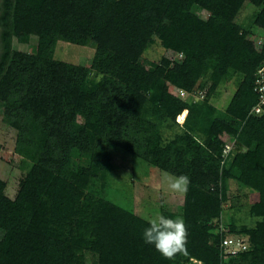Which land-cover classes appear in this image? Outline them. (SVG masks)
Listing matches in <instances>:
<instances>
[{"label":"trees","instance_id":"obj_1","mask_svg":"<svg viewBox=\"0 0 264 264\" xmlns=\"http://www.w3.org/2000/svg\"><path fill=\"white\" fill-rule=\"evenodd\" d=\"M246 1L4 0L0 86L15 24L36 39L37 51L21 53L13 82L22 97L15 151L31 165L14 198L0 177V231L7 235L0 264H89V256L91 264H264V117L250 114L264 45L246 44L249 32L234 21ZM251 2L264 16V0ZM60 40L94 47L91 65L55 60ZM156 40L182 54L177 71L168 57L144 62ZM232 71L243 78L221 110L211 98ZM91 72L100 77L90 80ZM167 83L206 94L183 99ZM167 124L177 127L169 137ZM221 132L236 138L228 168ZM112 148L190 178L181 211L160 212L187 225L186 251L173 260L144 243L149 219L106 198L104 157ZM229 178L259 193L252 205L259 219L234 226L250 248L224 260L215 220Z\"/></svg>","mask_w":264,"mask_h":264},{"label":"rangeland","instance_id":"obj_2","mask_svg":"<svg viewBox=\"0 0 264 264\" xmlns=\"http://www.w3.org/2000/svg\"><path fill=\"white\" fill-rule=\"evenodd\" d=\"M4 0H0V16ZM262 6H257L251 0H247L240 12L234 17V21L245 28L249 34L246 44L249 46L262 47L264 45V16L261 15ZM201 17L208 18L211 14L203 10ZM262 42V44H260ZM14 54L10 69L7 71V78L0 86V177L7 182L6 193L14 198L20 186V181L29 169L31 162L26 161L15 151L18 138L16 127L22 97L13 88L16 65L22 52L37 51V41L28 35L22 26L15 24L13 39ZM2 49V26H0V53ZM95 55V48L92 46L78 45L60 40L56 46L54 59L64 60L77 64L90 66ZM162 57L171 60L170 68L174 71L179 69L182 57L162 46L159 40L149 45L143 54L145 63L158 61ZM100 76L96 72L90 73V80H97ZM243 76L235 71L224 79L218 86V91L214 93V104L219 109H225L228 102L233 98ZM167 90H172L170 83L166 85ZM179 94V89L176 91ZM199 99L197 95L189 98ZM183 114V113H182ZM82 120V118H79ZM183 117L178 116L177 122L182 124ZM182 122V123H181ZM177 127L167 124L164 128L166 136L175 133ZM216 131H218L216 127ZM223 139L228 142L236 141L235 137H229L225 132H221ZM244 153V150L242 151ZM231 154V155H230ZM235 152L228 154L225 161L227 168L231 165ZM104 166L107 175V186L105 196L125 208H128L138 215L152 219L164 208H170L179 212L182 208V196L168 190L166 178L176 177L148 162L136 158L129 153L118 148H112L111 152L104 157ZM227 200L224 202L222 216L216 222H223L231 233L236 234L234 226L238 229L242 226L254 227L259 219L252 212V205L259 202V193L245 185L236 178L228 180ZM180 216V215H178ZM7 235L0 231V238ZM91 257L88 263L91 264Z\"/></svg>","mask_w":264,"mask_h":264},{"label":"clouds","instance_id":"obj_3","mask_svg":"<svg viewBox=\"0 0 264 264\" xmlns=\"http://www.w3.org/2000/svg\"><path fill=\"white\" fill-rule=\"evenodd\" d=\"M166 182L169 191L184 195L188 191L190 178L182 174L166 178ZM142 239L145 244L153 245L165 259L173 260L178 254L186 251L187 225L182 216L168 218L158 214L148 221V227L144 229Z\"/></svg>","mask_w":264,"mask_h":264},{"label":"built area","instance_id":"obj_4","mask_svg":"<svg viewBox=\"0 0 264 264\" xmlns=\"http://www.w3.org/2000/svg\"><path fill=\"white\" fill-rule=\"evenodd\" d=\"M262 44V42H260ZM182 56V54H180ZM253 89L257 94V102L252 107L250 114L258 117H264V59L257 69ZM206 91H202L199 94H190L186 90L179 89V97L188 99L191 95H197L198 98H204ZM234 142L225 144L224 155L228 154L233 150ZM217 231L222 235L219 246L221 249V256L224 260H230L237 257L243 252H246L250 248L249 236L245 234H234L230 232L229 228L225 227L223 222H216ZM194 264H203L200 261H195Z\"/></svg>","mask_w":264,"mask_h":264},{"label":"crops","instance_id":"obj_5","mask_svg":"<svg viewBox=\"0 0 264 264\" xmlns=\"http://www.w3.org/2000/svg\"><path fill=\"white\" fill-rule=\"evenodd\" d=\"M171 86L173 87V89L172 90H169L170 92H172L173 94H176V91L178 90V88L177 87H175L174 85H172L171 84ZM218 91V89L216 90V92ZM177 95V94H176ZM232 99V98H231ZM231 99H230V101L228 102V104H227V106H226V108L228 107V105H229V103L231 102ZM212 100H214V95L212 96V98H211V101ZM213 103V102H212ZM214 104V103H213ZM216 105V104H215ZM216 106H218V105H216ZM226 108L225 109H221V110H226ZM186 115H187V110H185L184 112H183V114H181V115H179V116H182L183 117V119H185V117H186ZM182 123V122H181ZM184 198H185V194L182 196V203L184 202Z\"/></svg>","mask_w":264,"mask_h":264}]
</instances>
